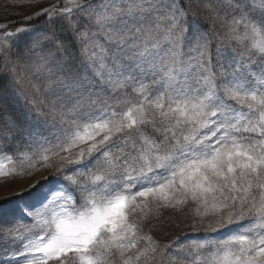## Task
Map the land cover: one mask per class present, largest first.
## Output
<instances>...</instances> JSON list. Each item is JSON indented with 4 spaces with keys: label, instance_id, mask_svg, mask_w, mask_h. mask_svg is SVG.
Segmentation results:
<instances>
[{
    "label": "snow or ice",
    "instance_id": "obj_1",
    "mask_svg": "<svg viewBox=\"0 0 264 264\" xmlns=\"http://www.w3.org/2000/svg\"><path fill=\"white\" fill-rule=\"evenodd\" d=\"M6 6L0 264H264V0Z\"/></svg>",
    "mask_w": 264,
    "mask_h": 264
},
{
    "label": "rangeland",
    "instance_id": "obj_2",
    "mask_svg": "<svg viewBox=\"0 0 264 264\" xmlns=\"http://www.w3.org/2000/svg\"><path fill=\"white\" fill-rule=\"evenodd\" d=\"M41 2V5L43 6H47L49 3L51 2H54V0H40ZM8 5V0H0V22H5V17H3V13H4V10H7L8 12L6 13V16H9V17H12V18H24L25 15L29 14L30 12L34 11L33 9H29V8H25V9H16V8H13L11 6H6ZM16 13H19L18 15ZM8 14V15H7ZM6 23V22H5ZM5 164H7L8 162L7 161H4ZM15 164H19V161H14ZM8 166H11V165H8ZM26 183H21L20 181H9L8 183H5L4 180H0V195H9L11 193L12 190L14 189H20V188H23V187H26L25 185ZM171 213L172 211L171 210H163V217L165 220L167 216V213ZM179 215V214H177ZM180 218V216H179ZM180 223L183 221V218H180ZM182 225H179L178 227L174 228L173 227H168L166 229V235L164 236V242L168 241H175L177 242L178 240V243L181 247H184L186 245H188L190 242H193V241H198L200 240L203 236H205V233L202 231V234L201 235H196V236H193V237H186V236H183L185 235L184 232H182L181 230H178L179 228H181ZM185 231H188V232H194V229L190 226L187 227V229ZM224 231H227V230H224ZM223 233H221L222 235ZM213 235H216V234H213ZM184 251L185 252H190L191 250L184 247Z\"/></svg>",
    "mask_w": 264,
    "mask_h": 264
},
{
    "label": "trees",
    "instance_id": "obj_3",
    "mask_svg": "<svg viewBox=\"0 0 264 264\" xmlns=\"http://www.w3.org/2000/svg\"><path fill=\"white\" fill-rule=\"evenodd\" d=\"M7 12H8L7 10H4V13H3V17H5L4 20L6 23H8L10 25H13V24L22 25L25 22V19H24L25 17L24 18H18V17L12 18V17L6 16ZM5 22L3 21L0 23H5ZM31 23L35 26L43 27L44 26V19L41 18L40 20H34ZM54 27L56 29L58 36L64 35L63 29L60 27L59 23L56 24ZM65 43H69V42L66 40ZM0 71H2V69H0ZM5 107H6L7 112L10 114L11 117H13L17 120L22 119V117H21L22 109H20L17 106H13V105L9 104L7 106H0V121L8 118L7 116L3 115ZM16 139H18V138H16ZM51 172H52V169H46V170L42 169L37 175H34L30 179H17L16 181H20L21 183H26L25 185L27 186V184L30 182H35L36 180H42L44 177H47ZM5 196L6 195H0V199H2ZM165 216H167L166 219L170 218L172 220V222L174 224V228L178 227L179 225H182L181 228H179L178 230H181L182 232L185 233V235H183V236L193 237V236H196V235L199 236L202 234V230L201 231L194 230V232L185 231L187 229V227L189 226L190 222H189V219L184 215H177V213L172 211L171 213L170 212L167 213V215H165ZM179 216H180V218H183V221L181 223L179 220L180 219ZM167 242L168 241H166L165 243H167ZM172 242H175V241H172Z\"/></svg>",
    "mask_w": 264,
    "mask_h": 264
}]
</instances>
